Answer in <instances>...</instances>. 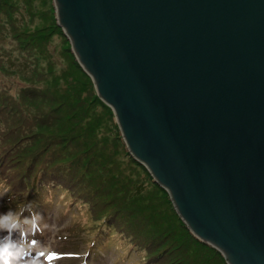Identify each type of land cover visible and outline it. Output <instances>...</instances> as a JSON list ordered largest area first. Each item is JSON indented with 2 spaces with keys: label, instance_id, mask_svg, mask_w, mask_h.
I'll return each mask as SVG.
<instances>
[{
  "label": "water",
  "instance_id": "1",
  "mask_svg": "<svg viewBox=\"0 0 264 264\" xmlns=\"http://www.w3.org/2000/svg\"><path fill=\"white\" fill-rule=\"evenodd\" d=\"M131 156L227 264H264V0H54Z\"/></svg>",
  "mask_w": 264,
  "mask_h": 264
},
{
  "label": "rangeland",
  "instance_id": "2",
  "mask_svg": "<svg viewBox=\"0 0 264 264\" xmlns=\"http://www.w3.org/2000/svg\"><path fill=\"white\" fill-rule=\"evenodd\" d=\"M20 20L28 21V25H25L27 29L23 25L19 26ZM6 29H9L11 35L6 37L3 34L0 35V109L9 111L15 120L31 117L35 119L43 115L58 116L57 121H39L40 128H35L34 134L42 132L44 136L39 138L37 135L35 145L45 138L51 143L49 150L66 148L72 156L68 159H75L74 156L85 150L84 145L90 134L99 133L96 145L97 149L101 150L100 156L94 159L93 162L96 164L85 160L83 168L90 169V177L94 176L95 183L100 184L97 188L103 184L101 180L104 184L108 182L109 177L106 172L108 168L115 174L111 173L113 176H118L119 179L122 177L123 180L120 179V182H113L115 186L111 189V192H116L121 188L122 191L117 193L118 199H113V194L109 195L104 189L105 197L108 195L106 201L110 204L109 207L113 204L116 213L119 209L136 212V220L139 222H154L150 226L154 225L152 227L158 229L159 246L157 249L153 246L155 261L151 264H162V258L166 256L167 262L171 264H227L223 254L217 248L181 231V227H188L184 221V225L182 224L181 217L177 214L169 197L170 192L168 193L158 185L147 169L135 161L127 150L113 110L104 105L105 103L101 104L102 100L96 95V88L91 77L77 65L71 43L57 23L54 0H0V32ZM33 42H36V46ZM27 43L28 47L23 49ZM9 51L17 58H25L30 64L23 66L22 63L26 62L23 60L20 65L8 64V61H12L11 58L3 61V56ZM27 68L31 69L29 73L26 72ZM81 73L84 76H81ZM29 89L32 93H28ZM32 96L37 97V100L31 98ZM42 110L44 111L41 112ZM68 120L76 121V126ZM9 124L15 126L10 131L7 124H0L1 165L9 178L20 183L22 172L17 168H15L17 172L8 170L9 164L4 165L8 151L14 157L12 153L15 148L14 142L20 146L19 138L22 137V133L17 131L16 124L13 122ZM93 126L97 129L92 128ZM32 127L33 124L29 129L31 130ZM62 136L68 137L69 141L65 142L60 138ZM31 139L34 143V138ZM32 146L34 145L26 146L27 154L30 150L38 149V145ZM142 181L149 185L148 194L139 199L136 198L140 197V194L135 195L136 198L132 193V196H125L128 189L132 187V182ZM27 184L30 188L37 189L39 182L30 180ZM2 187L4 189H0V216L10 212L15 220L23 210L29 212L27 208L21 209L19 204L16 206L8 204V207L4 208L5 189L10 193L13 190L11 185L5 183ZM25 191L22 189L17 195L25 194ZM41 192L53 193L46 187L42 188ZM79 203L80 201L74 200V205L69 211H66L63 204L58 201L45 203L39 200L31 206L41 226L40 231H36L37 235L29 238L33 244H37V247L33 249V255L44 250L47 256L45 264H82L86 260L88 264H141L143 262V255L147 253L150 246L130 241L129 232L135 234L134 231H138L136 228L139 227L132 216L133 222L123 223L128 226L126 229L129 232L126 231L122 235L111 232L113 238H123L121 244L115 246L112 243H106L102 252L92 250L99 253L97 259L92 262L87 255L89 249L85 240L94 224L87 213L78 215L79 210L76 206ZM86 209L84 206L81 211L86 212ZM154 215L156 220H148L146 217ZM147 226L146 224V230L150 231ZM175 231L176 237L170 242V246L166 245L167 236L164 235L166 232ZM8 232L7 227L0 229V241L9 236ZM19 237L20 234L12 235V239L19 240ZM38 258L44 260L43 256Z\"/></svg>",
  "mask_w": 264,
  "mask_h": 264
},
{
  "label": "trees",
  "instance_id": "3",
  "mask_svg": "<svg viewBox=\"0 0 264 264\" xmlns=\"http://www.w3.org/2000/svg\"><path fill=\"white\" fill-rule=\"evenodd\" d=\"M21 25L27 26L28 21L21 22V20H20L19 26L21 27ZM26 26H25V29H27ZM1 34H3L5 37L11 35L9 29H6V30L0 32V35ZM24 34H26V33H24ZM29 40H30V37H29ZM28 43L24 46L23 49L28 47ZM35 43L36 42H33V45H35ZM23 49H21V51H23ZM9 58H11L12 61L11 62L8 61V64L17 63L18 65H20L21 64L20 62H22V60L27 62V63L23 62L22 63L23 66L26 67L28 65V63L30 64V62H28L25 58H19V57L17 58L10 51L7 52L3 56V61L9 60ZM29 61H33V60H29ZM76 61H77V59H76ZM77 65H79V63ZM29 71H31V69L27 68L26 72L29 73ZM82 71H83V69H82ZM85 74L88 75L87 73H85ZM81 76H84L83 73H81ZM28 93H32V90L29 89ZM33 95H35V94H33ZM31 98H34L37 100V97H35V96H32ZM0 101H1V99H0ZM99 102L101 103V100H99ZM103 103H104V101L102 100L101 104L103 105ZM104 105H106V104H104ZM106 106H108V105H106ZM43 111L44 110H42L41 112H43ZM11 116H12V114H10L9 111H7L5 109H0V121H1L0 124H3V123L7 124L9 131H10L11 129H13L15 127V126H11L9 124L10 122H13L17 126V131L22 133V135H21L22 137L19 138L21 145L20 146L16 145V142H14L15 148L12 151V153L14 154V157L11 155V152L8 151V157H7V159H4V165L9 164L10 169H8V170H13L15 172H17V170H20V172H22L21 177H23V179L28 178V179H31L34 181H38L39 183L45 182V181H42L41 178H43L47 182L54 183L55 186L63 187L64 189L68 190L70 192V194H71V190H72L75 195L81 196L80 199L83 200L85 203H88L89 206L91 205L90 209L93 212L96 211V213H98V218H100L99 220L105 219L104 224H106V226H107V231H106L102 241H104L106 239V237L111 232H115L116 230L118 232H120L119 234H121V235L124 232L128 231L126 229L128 226L126 224H123V223H125L127 221L133 222V220L131 219V216H132L134 218V221L139 224V227L136 228L138 231H134L135 234L130 233L128 231L129 232V238L134 240L135 243H137V244H140V245L145 244V245L150 246V249L147 251V257L151 261H155V249L153 248V246L156 249L159 246L158 245L159 240H157V239H159L158 238L159 234H158V229L156 227H152L154 225L150 226L154 222H152V221H148V222L137 221L136 220V212H132L131 210L124 211L122 209H119V211L116 213V211L114 209V205L112 204L111 207H109L110 204L107 203V201H106L108 198V195H106V197H105L104 189L109 193V195L113 194V196H114L113 199H118L117 193L120 192L121 188H120V190L117 189L116 192L115 191L111 192V189H112V187L115 186V184L113 182L114 181L120 182V179L123 180L122 177L119 179L118 176H113L114 173L111 171L110 168H108V169H106V172H107L108 177H109L108 182L104 184V181L101 180L103 182V184L101 185L100 188H97V186H100V184L95 183L94 176L90 177V174H91L90 169L86 170L85 168H83V167H85V165L83 164L85 160H88V161L90 160L91 164L92 163L96 164V162H93V161L95 158L100 156L99 151H101V150H98L97 149L98 146L96 145V139L99 138V133L97 132V134H90V136L87 137V140H86L85 145H84L85 150L80 152L79 153L80 155L78 154V155L74 156V157H76L75 159H71L72 156L67 152V149L64 147H63L64 150L63 149H56L54 151L49 150L51 148V143L47 142L45 140V138L41 139V141H42L41 143L36 144V145H38V149L30 150V152L27 154L28 148H26V146L27 145L29 147L31 145L36 146L35 142L37 141V139L35 137L37 135L39 138H42L44 136V134L42 132L38 133V134H34V129L40 128L39 127V121H42V122L44 120L47 122L49 120L50 121H54V120L57 121L58 116L55 115V117H49L47 115H43V116H39L35 119H33L31 117L28 119H19V120H15ZM68 122L71 123L72 125L76 126V124H75L76 121L68 120ZM31 124H33V127L30 130L29 127ZM92 128H96V127L93 126ZM72 129L74 130L75 128H72ZM96 129H95V131H96ZM31 138H34L33 139L34 143H32ZM60 138L63 139L65 142L69 141V138L65 137V136H62ZM90 140H92L94 142L91 144L92 141H90ZM34 146H32V147H34ZM69 157H71V158L68 159ZM15 168H17V170H15ZM111 173H113V174H111ZM11 186H12V190L15 193H20L23 189L22 185L16 180L12 181ZM149 190H150L149 185L145 181L144 182L143 181L142 182H132V187L128 189L125 196L126 197L132 196L131 195V193H132L134 195L133 197L136 198L135 195L140 194L141 196L136 198V199H139V198H142L143 196H145L146 194H148ZM76 199H79V198L77 197ZM173 206H174V204H173ZM98 208H99V210H98ZM146 217L148 220H151V219L156 220L155 215L154 216H146ZM181 222L184 225L185 222L183 223L182 219H181ZM111 223H113V224H111ZM110 224H111V226H109ZM146 224L148 225L147 227H149L150 231L146 230ZM185 228L181 227V231L183 230V233L190 234L194 239H197L190 232V230L188 228H186V229ZM164 236L165 237L167 236V241L165 244L170 246V242L174 239V237H176V231L175 232H166V235H164ZM162 260H163L162 264H171L170 262H167V256L163 257ZM224 261H225V258H224ZM183 262H185V261H183Z\"/></svg>",
  "mask_w": 264,
  "mask_h": 264
},
{
  "label": "clouds",
  "instance_id": "4",
  "mask_svg": "<svg viewBox=\"0 0 264 264\" xmlns=\"http://www.w3.org/2000/svg\"><path fill=\"white\" fill-rule=\"evenodd\" d=\"M122 138H123V136H122ZM140 164H142V163H140ZM169 197H170V195H169ZM170 199H171V197H170ZM6 227L9 229H13L16 227V224L11 221V215L0 216V229H4ZM37 231H40V227L38 224H37ZM35 233L36 232L29 230V235L34 236ZM36 247H37L36 243L33 244L32 240L25 237L24 231H21L19 240L16 242H14L12 240L11 235L4 237L3 241H0V264H45V261L47 260V256H46L44 250H41L36 255H33V249H35ZM41 256L44 257V260H41L38 258Z\"/></svg>",
  "mask_w": 264,
  "mask_h": 264
},
{
  "label": "bare ground",
  "instance_id": "5",
  "mask_svg": "<svg viewBox=\"0 0 264 264\" xmlns=\"http://www.w3.org/2000/svg\"><path fill=\"white\" fill-rule=\"evenodd\" d=\"M167 191V190H166ZM168 192V191H167ZM169 193V192H168Z\"/></svg>",
  "mask_w": 264,
  "mask_h": 264
}]
</instances>
